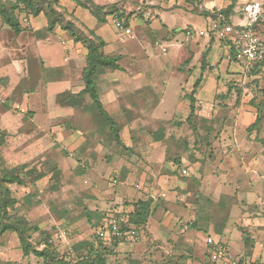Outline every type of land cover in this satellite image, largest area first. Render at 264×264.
I'll list each match as a JSON object with an SVG mask.
<instances>
[{
  "label": "rangeland",
  "instance_id": "374dc122",
  "mask_svg": "<svg viewBox=\"0 0 264 264\" xmlns=\"http://www.w3.org/2000/svg\"><path fill=\"white\" fill-rule=\"evenodd\" d=\"M94 1L105 5L106 9L114 6L128 13V24L124 26L130 28V34L115 26L113 20L117 17L114 14H109L104 22H96L92 18L93 24L89 25L105 42L104 52L121 55L119 63L122 70H99L95 80L103 107L117 122V133L122 143L116 142L108 124L95 116L92 106H58L55 96L67 88L64 81L49 82L29 95L39 112L35 122L29 120L34 113L20 104L25 101V96H21L17 108L13 100L32 87L29 78L35 79L33 72L36 68L28 67L27 70L11 62L10 67L0 71V75L9 71L15 76V83L0 91V103L6 99L7 107L13 113L20 111L25 115L18 135L14 133L4 137L6 142L0 145V154L9 165L29 163L28 166H32L46 162L56 165L60 173L52 176L48 172L34 184H10L17 202L9 213L24 215L27 233L31 232L34 237L40 233L51 235L59 252L66 250V243L76 245L93 241L97 244L94 228L103 216L119 212L127 219L134 202L139 199L151 200L152 215L162 211L175 213L178 205L184 206L190 201L196 203L197 213L210 214L209 204L199 193V177L209 153H215L211 160L215 165L214 160L220 158V149L237 148L234 140L232 145H226L227 139L222 137L228 135L236 138L239 144L254 137L253 141L263 148L262 162L256 167H245V159H240L233 150L230 165L235 172L230 173L235 175L231 179L237 178L240 182L251 178L252 186H257L259 191L256 195H262L264 200V120L260 127L247 130L249 122L243 116L246 111L243 113L241 110L243 105H248L256 111L259 105L264 113L259 86L252 74H246L243 68L242 72L229 71L241 65L226 58L224 41L211 35L205 38L187 34L194 29L208 30L213 20L205 13L220 11L229 5H232L229 21L243 24L246 22L245 5L252 2L263 5L264 0ZM58 3L68 17L79 21L73 15L71 5L75 8L81 6L70 0H59ZM223 16L217 13L219 20ZM39 17L36 22H31L32 17L19 14L24 26L38 31L46 23L42 14ZM2 26L9 30L10 42H15L14 34L0 21V28ZM256 28L264 39V17ZM56 29L61 32H53L51 41L45 45L47 49L42 51L46 66L58 65L68 46L69 34ZM29 35L33 37L29 30L24 31L20 38ZM2 36L9 38L4 30ZM194 39L193 46L205 45L201 46V54L195 58L189 46ZM214 44L216 47L213 48ZM79 60L84 64L81 56ZM202 61L206 74L201 73ZM59 76V73H53L52 78ZM199 76V110L192 118V126L186 121L187 112L177 107V101L182 88H190ZM6 77L2 76L5 83ZM20 78L25 79L24 84L23 81L16 84ZM161 97L163 100L157 107ZM46 100L55 107L51 117L40 114L41 103H46ZM85 101L89 102L88 98ZM5 117L0 127L18 130L20 119L17 112ZM155 134L159 140L155 139ZM174 157L179 161L176 164L180 170L186 169L185 174L172 171ZM252 168H255V172L252 171L254 177L249 174ZM254 204L255 201L252 206ZM138 234V240L132 241L134 246L143 247L144 233L139 231ZM83 248L82 244L78 252L87 251ZM116 255L114 252L112 258ZM189 260L184 257L175 263L189 264ZM0 264H43V260L32 253L23 255L16 233L6 231L0 234Z\"/></svg>",
  "mask_w": 264,
  "mask_h": 264
},
{
  "label": "crops",
  "instance_id": "0c3cea01",
  "mask_svg": "<svg viewBox=\"0 0 264 264\" xmlns=\"http://www.w3.org/2000/svg\"><path fill=\"white\" fill-rule=\"evenodd\" d=\"M71 10L73 11V15L78 18L79 25L82 26L84 23H87L88 25L82 27L92 29L89 25L93 24L91 22L93 17L89 14L87 9H82L81 7L75 8L74 5H71ZM39 16L40 15L32 17L31 22L33 20L36 22V20L40 18ZM89 16L91 17L89 18ZM45 25L46 23L38 29L43 28ZM3 30L7 32L9 36L8 39L3 38ZM33 30H36V28ZM22 32L15 37V42H10L11 37L9 30L6 29L5 26L0 28V71L5 69L6 66L10 67L11 62H15L17 65L20 64L23 68L26 67L27 69L31 66L33 68L36 67L37 70L58 67L59 75H61L57 79H49L42 76V74L41 76L39 75L37 78L38 80L35 81V85L30 92H23V94L16 96L13 100L14 102L16 101L15 108H17L19 107L21 96L24 95L25 101L20 104L25 106L24 108L26 110H31L34 113L32 114L33 118L29 120L35 122L34 119L39 112H37L36 106L32 105L35 101L30 98L29 95L38 91V89L40 90L41 87H45L49 82L55 81H64L66 83L67 88L62 91L68 90L72 93L80 91L83 88L81 75L84 64L79 60V57L81 56V59H84L86 50L82 44L73 42L69 36L68 46L65 49L62 61L58 65L46 66L42 58V51L47 49L45 45L51 41V36L46 39H37L29 35V37L21 39L20 34ZM59 32L61 31L59 30ZM59 32L57 29L54 31L55 34ZM195 35L198 36L197 34ZM198 37L207 38L206 36ZM195 42L196 40L194 39L191 40L189 44L194 58L198 53L201 54L200 51L202 47L205 46H193ZM42 44H44L43 48H41ZM214 47H216V44L213 45V48ZM237 68L234 67V69L229 71L242 72L241 66H237ZM204 74H206V71ZM2 76H7L6 83L3 81ZM21 80V78L19 81L17 80L16 84H19ZM13 83H15V76L9 71L5 75H0V91L6 90V88L13 85ZM162 100V97L158 100L157 107L161 104ZM5 101L6 99H3L0 103V123H4L5 116L8 114L12 115L17 112L18 119H20L18 128H21L25 114L23 115L20 111H15L13 113V110H10V108L5 109L3 105ZM41 106L40 114L50 117L53 116V109L55 107L49 105L48 100H46L44 104L41 103ZM254 109L255 108L248 105H243L241 107L243 113L246 111L243 116L249 124L255 120L256 111ZM0 129L7 131L15 130L1 127ZM81 135H83V132H81ZM21 137L22 136H19V138ZM82 138L84 139V136H82ZM222 138L227 139L226 145H232L234 140L237 144V148H232V150H228L227 148L220 149V158L218 157L217 160L215 159L216 161L214 160L216 163L215 165H212L213 162L211 161L215 157V153H209V159L207 158V161H205L199 177V193L209 204L211 213H197V207L194 201H190V203L187 202L184 206L178 205L175 213L173 211H162L155 215L151 213L144 225L136 228H133L132 225L126 226L125 229L133 230V235L136 237L135 239H109L107 244L111 245L113 251L117 253V255L114 256L115 260L111 256V264H125L128 256L141 260L142 264H177L175 261L181 260L184 257L190 258L189 264H227L221 260V262L210 260L209 239L224 244L229 253L244 264H251L253 261L258 264H264V209L262 208L264 200L262 199V195H256L259 191L256 189L257 186H252L251 178H249L247 182H240L237 178L231 179V177H235V175L231 174L235 172V168L230 165L232 152L236 150V155H238L240 159H245L243 160L245 167H248V165L251 167L258 166L257 164L262 162L261 155L263 148L253 141L254 137H251L252 139L246 138L241 144H239L237 139L233 138L232 135H228L227 137L223 136ZM171 167L172 171L177 170L178 174H182L180 168H176L175 165ZM254 170L255 168L249 169V174L251 176H253L252 171ZM242 173H245V171L242 170ZM246 173H248V171ZM254 201L255 204L258 205L257 208L255 204L252 206ZM112 215L122 214L119 212L106 213L101 223ZM243 229H246L251 234L253 240L250 252H247L248 249L242 238ZM139 231H143L145 236V244L143 247L134 246V241H132L138 240V237H140L138 234ZM127 242L129 244H127ZM66 244L68 245V243ZM122 246L125 247L122 249Z\"/></svg>",
  "mask_w": 264,
  "mask_h": 264
},
{
  "label": "trees",
  "instance_id": "16d2710c",
  "mask_svg": "<svg viewBox=\"0 0 264 264\" xmlns=\"http://www.w3.org/2000/svg\"><path fill=\"white\" fill-rule=\"evenodd\" d=\"M77 6L84 7L87 9L89 14L96 20V22H104L109 14H114L117 18L123 21L124 24H128V13L119 9L118 7H111L106 9L105 5L98 4L94 0H70ZM59 0H0V21L6 25L15 37L22 31H30L33 37L37 39H46L49 37L56 28H60L66 31L73 42L80 43L86 50L84 55V65L82 68L81 79L83 82V88L72 93L71 91L65 90L57 93L55 96L56 103L58 106L66 107H78L83 108L85 106H92L93 111L99 119L104 123L108 124L109 129L113 132L115 140L118 144H121L118 133H117V122L111 117L108 112L103 107L102 101L100 99L95 77L99 70L109 69L122 70L120 65V54H108L105 53L103 48L105 42L95 33L92 29H86L78 24L77 20L72 17H68L64 13V9L59 5ZM261 12L257 17L253 25V30L259 35L260 32L257 31V25L264 17V4L261 5ZM25 13L27 16L36 17L42 14L46 18V25L42 30H32L30 27L24 26L19 20V14ZM217 13H222L224 16L220 20L222 24L231 23L229 21V16L232 14V5L227 6L225 9L220 11L205 13L212 17V20H219L217 18ZM261 36V35H260ZM210 37H213L212 35ZM262 37V36H261ZM214 38V37H213ZM263 43L264 39L262 38ZM229 60L238 63L235 59L234 47H230L229 50ZM32 67V66H31ZM36 68V67H35ZM201 73L204 72V62L201 63ZM28 70V69H27ZM59 68H44L41 70L35 69L33 72V77L37 79L39 75L45 78L53 79V73H59ZM40 74H39V73ZM259 73L258 66L252 70L249 74H252L254 81L259 86V92L264 101V77L258 78L256 75ZM247 74V73H246ZM26 79V76L24 77ZM22 79L20 82H22ZM28 79V76H27ZM35 79L30 80L32 83L31 88L25 89L23 92H30L34 85ZM38 80V79H37ZM28 82V80H27ZM201 82V76L197 77L190 88L184 87L179 94L177 107L182 108L187 112L186 121L191 122L192 118L197 116V111L199 110V105L197 101V93L199 91V86ZM24 84V81H23ZM243 89V87L241 88ZM239 90V92L241 91ZM88 98V101H85ZM255 104L254 101H251ZM4 108L8 109L7 102L3 103ZM185 106V108H184ZM264 120V113L261 112L260 106H256L255 120L247 126V130H252L260 127L262 121ZM193 126V124H192ZM195 129V128H194ZM21 129L13 131H7L0 129V145H2L6 140L4 137L10 136L11 134L18 135ZM155 139L159 140L157 134H155ZM264 141V139H263ZM173 165L179 168L176 164L178 161L177 157L173 159ZM29 163H22L16 165L7 164L4 156L0 154V234L11 231L15 232L18 236L20 247L22 249L23 255L27 256L29 254H34L41 257L43 264H111L110 258L114 253L111 245L107 244L109 238L100 239L95 232V230L101 224V221L96 224L94 228V236L97 238L98 243L95 242H85L77 243L76 245H70L69 250L57 251L55 246V239L51 235H41V233L34 237L31 232L27 233L26 229V218L24 215H11L9 210L17 202L16 197L12 195V190L10 189V184L25 185L34 184L35 181L46 176L48 172L55 176L60 173V169L56 165H52L46 162L39 163V165L34 164L28 166ZM55 178V177H53ZM151 213V200H137L133 204V208L128 213V218L126 222L122 224L123 228L128 225H132L133 228L144 225ZM242 238L245 246L247 247V252L252 249L253 240L251 234L246 230H242ZM83 244L84 248H87L86 252H78V247ZM242 263V261H240ZM125 264H142L141 260L127 257Z\"/></svg>",
  "mask_w": 264,
  "mask_h": 264
},
{
  "label": "built area",
  "instance_id": "2783aa9c",
  "mask_svg": "<svg viewBox=\"0 0 264 264\" xmlns=\"http://www.w3.org/2000/svg\"><path fill=\"white\" fill-rule=\"evenodd\" d=\"M246 14V22L243 24H222L220 20H213L208 30L194 29L187 32L188 35L197 34L198 36L212 35L216 40L224 41L227 49V57L229 58V48L234 47L235 59L241 65L245 73H250L257 66L259 73L258 78L264 77V43L262 37L253 30V25L261 12V6L257 2L248 3L244 7ZM113 23L125 34H130V28L125 27L123 21L114 18ZM181 173L185 174L186 169L182 168ZM126 222V218L121 215L109 216L98 227L96 233L100 239L106 238H136L133 230L125 229L122 224ZM125 225V224H124ZM54 240V238L52 239ZM210 245L209 258L211 261H224L227 264H244L235 256L231 255L224 244L208 240ZM70 246L66 245V250ZM251 264H258L253 261Z\"/></svg>",
  "mask_w": 264,
  "mask_h": 264
}]
</instances>
